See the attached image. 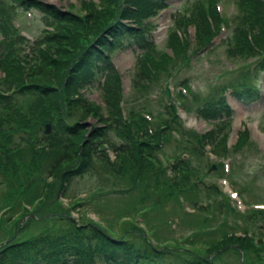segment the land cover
<instances>
[{"label":"rangeland","instance_id":"obj_1","mask_svg":"<svg viewBox=\"0 0 264 264\" xmlns=\"http://www.w3.org/2000/svg\"><path fill=\"white\" fill-rule=\"evenodd\" d=\"M37 1L78 15L81 21L58 29L36 8L8 9L19 30L7 45L13 54L3 63L9 68L12 59L15 68L24 73L19 79H7L5 68H0V88L12 85L18 89L16 97L32 107L37 95L30 93L32 86L25 82L60 83L58 90L49 91L54 99L61 93L89 102L84 107L73 100L64 107L68 121L82 118L89 130L71 136V141L55 139L52 136L58 133L59 123L49 120L46 125L40 121L36 125L34 116L32 125L28 121L18 124L14 136L0 132L3 145L19 141L41 152L69 153L57 178H49L51 153L41 157L34 156L31 148L25 154H11V148L0 151V264H6L5 259L9 264L19 263L21 251L13 252V248L3 258L13 242L63 234L71 226L86 229L89 223L114 229L110 232L145 227L155 234V239H149L169 251L164 254L169 261L197 254L215 264H250L248 253L240 252L245 246L256 247L264 260V67H256L264 62V50L251 55L233 47L237 41L234 28L239 23L255 45V33L264 29L260 14L250 5L244 8L239 0H167L162 7L152 6L142 15V25L154 44L139 48L131 37L109 49L110 63L124 89L122 105L112 110L104 104L100 82H87L75 92L69 80L76 55L104 26L120 20L142 26L141 20L121 17L123 9L131 6L129 0ZM55 30L62 43L73 46L44 40L46 32ZM21 32L27 43L15 36ZM41 52L56 61L53 67L36 58ZM14 54L27 63L14 60ZM141 68L151 72L149 85L139 78ZM239 82L257 83L261 96L251 102L239 100L230 90L231 84ZM12 99L0 101V123L10 117L6 107ZM217 100L221 104L211 108L221 110L229 103L235 113L225 118L223 133L216 135L220 123L198 109ZM108 122L124 132L122 138L116 136L114 127L108 129L110 137L126 142L129 154L108 151L115 167L96 160L91 171L73 173L64 189L65 176L87 159L98 136L94 127L104 130ZM49 134L53 146L42 148L35 142ZM215 135L219 142H226V148L214 145ZM61 158L57 155L55 160ZM136 239L147 242L139 235ZM206 245L219 253L205 252Z\"/></svg>","mask_w":264,"mask_h":264},{"label":"trees","instance_id":"obj_2","mask_svg":"<svg viewBox=\"0 0 264 264\" xmlns=\"http://www.w3.org/2000/svg\"><path fill=\"white\" fill-rule=\"evenodd\" d=\"M165 2L166 0H129L127 5L131 6L123 9L121 12V17L123 19L131 18L133 20H141L142 25V15H146L152 6H164ZM237 3H242L244 8L250 5L254 11L260 14L262 20H264V0H239ZM159 4L162 5L160 6ZM11 8H13L14 11H16L18 8H21L22 10L36 8L43 14L49 16L48 18L52 19L53 23L57 25L58 29L67 23L77 24L78 21H75L76 19L79 21L81 20L78 15L71 14L66 11H60L55 6H48L45 3L35 0H11V2L8 0H0V68L2 70L5 68L7 79H19V76L24 73V70L15 68V66L12 64V59H10L8 63L9 68L5 63H3L8 55L10 56L13 54L7 50V45H10V42L12 41L13 32L17 31V28L13 24L14 17L8 13V9ZM191 14L193 15V13ZM200 19L202 25H204V19L202 17H200ZM235 27L234 34H236L235 36L237 41L233 47L235 48L236 52H248L249 54L254 55L258 53L257 51L264 50V29L259 28L257 33H255V45H253L252 42L250 43V41L246 38V33L243 26L241 27L239 23L235 25ZM144 28L145 27L143 25L140 28H137L133 24L129 25L123 20H120L112 22L108 26H104L103 29H100L99 31H105L106 33L102 34V32H99V34H95L96 38H92L94 40L91 39L92 41L88 42V46H85L84 50L80 51L74 59L76 62H74L72 65L73 73L71 74L69 84L75 88V92L80 90V87H82L85 83H90V81L96 80L97 82H100L99 84L101 85L105 106L112 110L119 108L124 98V89L123 85L121 84L120 76L116 73L113 63H110L109 49L112 48L114 43L122 44V38H127L128 40L131 37L136 43H138L139 46H137L139 48H147L152 46L154 42L149 38L148 30ZM207 33L208 30L207 32L205 31V34ZM15 36L22 40L20 41L21 43L24 41L27 43L26 38L20 36L18 33L15 34ZM43 37L44 40L50 43L55 42L73 46L69 42L62 43V39L56 30L51 33H49V31L46 32ZM57 47L61 49L60 46ZM41 53L42 55H37L36 58H43L42 63L45 66H52L55 64L56 61L53 58L49 57V55L46 53ZM13 59L20 63L22 62L21 64L27 63L26 59L22 60L15 54L13 55ZM143 67H146L145 64H143ZM256 67H264V62L259 63V67L257 65ZM41 70L44 74L46 73L43 68H41ZM100 71L102 72V75L100 74ZM139 73L141 82L145 85H149L151 82V72H148L145 68H141ZM21 83L22 86H24L23 84L25 83H27V86H32L30 93L32 95H37L34 97L38 100L36 101L35 105L31 107L30 104L25 105L19 100L20 98L16 97L18 89H14L12 85H9L7 89L0 88V101L4 102L5 97L13 98L12 100L8 101V104H10L9 107H6L10 111V117L6 118L3 121L4 123H0V132L5 130L10 136H14L18 131L16 129L17 125H24L27 123V121L32 125L34 116H36L37 119L36 125H38V121H40L41 124L46 125L49 120L57 121V123H59L60 126L56 130L58 133L53 134L54 136H52L55 139L63 137L68 141H71V136H79L82 130H89L87 122L84 119L81 118V120L78 121H68L69 119H66L64 116L66 113L64 107H69L73 100H76L78 104L80 103L84 107H88L90 104L83 97L80 96L77 99L65 98L63 94L60 93L57 97L58 100H56L53 98L51 93H49V91L52 89L58 90L60 88L58 87L60 83H58V86L50 83L46 84L44 81H42L40 84L38 82L24 83V81L21 80ZM231 87L234 90V94L240 100H245L246 102H251L253 99H257L259 96V91L256 85L252 83L249 84L245 82H239L235 85L232 84ZM221 100L210 102L209 104L206 103L207 107L204 108L203 105L198 109L199 113L201 112L206 117L217 120L220 123V129L218 128L219 130L217 131L216 135L223 133L225 118H229L232 115V112L228 106H224L221 110L211 108L213 104L216 106L220 105ZM112 127H114L117 137H124V132L121 131L119 125L117 124L108 122V124H105L104 130L96 129L94 127L95 133L98 134V136L95 137V140L88 149L87 159L83 161V163L81 162L78 164L77 167L72 170L73 172L70 171L69 174L65 176L64 189L68 187L69 182L71 181L70 176L73 175V173H84L91 171L97 162L96 160L115 167L114 162L109 160L110 155L108 150L115 152L116 155L129 154V149L126 146V142H121L120 140L109 136L111 132H109L108 129H113ZM41 131L45 130L41 129ZM216 135L214 136V139H212L214 145H221L225 146L226 148V142H219L216 139ZM50 136V134L49 136L43 135L39 141L35 142L41 144L42 148H49L50 146H53L52 144L54 143L51 141ZM23 139L24 138H21L22 141H24ZM101 142H103V145L105 144L104 147L100 146ZM11 144V146L7 144H0V151H6L7 149L11 148V154H25V150L31 148V150H33L35 153L34 156L39 154L41 157L43 154L50 155L51 153V168L48 172L49 178H55L58 175L57 170L62 166V162L66 160L69 155V153L66 151H63L59 154L55 152H49L48 150H43V152H41V150H36L31 144L26 146L25 143L22 144L19 143V141H12ZM214 145L212 146V150L215 154H218ZM57 155L60 157L63 156L64 158L55 160ZM80 228L79 226H71L69 231H65L63 234L55 233L54 235H43L51 236L50 238L40 236L32 238V240L13 242L11 245L6 247L7 252L4 254L3 258L9 257L8 254L12 253V251L9 250L13 248V252L21 251V259L18 261L19 263L16 264H97L99 262L105 264H211V261H208L204 259L205 257H201L197 254H194L193 257L188 259H183V257L180 256L174 257V259L171 258L169 261L167 259L168 256L161 254V246H150L146 244L145 241L136 239L137 235L141 237L144 236L142 235V232H137L139 230V226H130L129 228H133L130 231L127 230L129 228H125L124 234L119 236H116L113 234V232H110V230H114L111 227H109L108 231L103 226L101 227L92 223H89L86 226V229H82V227ZM130 232L133 234V236L126 234ZM41 237H43V239H40ZM144 243L146 245H144ZM215 251L216 250H212L210 247L205 249V252L209 253L210 255H212ZM98 260L100 261L97 262ZM4 263L9 264L7 259H5Z\"/></svg>","mask_w":264,"mask_h":264},{"label":"water","instance_id":"obj_3","mask_svg":"<svg viewBox=\"0 0 264 264\" xmlns=\"http://www.w3.org/2000/svg\"><path fill=\"white\" fill-rule=\"evenodd\" d=\"M47 128L49 129V126H47Z\"/></svg>","mask_w":264,"mask_h":264}]
</instances>
